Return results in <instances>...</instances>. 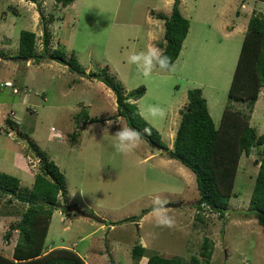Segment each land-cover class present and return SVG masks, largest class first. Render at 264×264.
I'll list each match as a JSON object with an SVG mask.
<instances>
[{
    "label": "rangeland",
    "instance_id": "1",
    "mask_svg": "<svg viewBox=\"0 0 264 264\" xmlns=\"http://www.w3.org/2000/svg\"><path fill=\"white\" fill-rule=\"evenodd\" d=\"M165 2L74 0L62 8L53 0H44L38 8L26 0H0V172L30 189L40 168L32 146L43 159L54 162L64 176L66 196L58 197L45 249H71L85 264H145L155 254L187 264L193 257L201 260L204 239L212 246L210 264H264L263 228L255 217L243 215L258 171V149L240 159L235 197L229 200L227 213L219 217L207 208L198 211L190 206L198 197L194 174L169 159L165 150L145 139L128 154L114 149L115 140L109 134L127 126L116 112L112 91L102 82L81 78L52 60L39 64L11 60L18 54L22 30L37 35L35 51L41 52L44 19L49 23L50 50L59 47L68 57L73 55L81 72L105 70L139 113L150 104L166 109L164 119L140 116L171 149L189 90H202L216 127L226 106L246 111L245 105L229 102L227 92L248 20L252 14L264 13V2L185 0L181 14L190 26L175 72L157 70L145 79L127 58L163 42V23L154 14H170L171 7L166 10ZM6 81L14 84L18 94L2 87ZM142 86L145 94L134 101L132 93ZM92 117L98 122L89 123ZM5 118L12 121L13 130L7 129ZM108 120L114 123L109 134H103ZM250 125L258 135L264 133V88ZM156 195L181 205L170 213L175 217L171 229L158 227L151 211L141 217L152 209ZM25 209L26 205L0 195V254L8 258L18 235L14 227ZM77 211L106 223L84 218ZM124 219L132 221L111 224ZM136 245L145 249L137 263L131 257Z\"/></svg>",
    "mask_w": 264,
    "mask_h": 264
},
{
    "label": "trees",
    "instance_id": "2",
    "mask_svg": "<svg viewBox=\"0 0 264 264\" xmlns=\"http://www.w3.org/2000/svg\"><path fill=\"white\" fill-rule=\"evenodd\" d=\"M36 3L38 8L44 0H26ZM62 8L72 4L74 0H53ZM264 2V0H260ZM40 10V9H39ZM154 13H152L153 15ZM161 20L164 27L163 42L159 47L166 51L175 63L182 50L188 30L189 20L180 11V0H173L169 15L154 14ZM52 21V17H51ZM50 22V21H49ZM48 22L43 19L42 50L35 51L36 35L31 31L22 30L18 39L17 56L25 57L39 64L42 60H52L70 66L76 71H83L74 56L68 57L59 47L50 50V33ZM70 69V70H71ZM72 71V70H71ZM89 79L102 82L112 91L118 116L125 120L126 126L140 132L147 127L151 135L144 139L153 147L165 149L169 159L176 160L189 169L195 177L198 197L190 202V206L198 211L207 208L209 211L223 217L228 211V203L233 193L238 164L241 157L249 156L253 148L258 149L259 165L254 179L251 196L243 215L246 218L255 217L264 231V133L258 135L250 125L254 105L264 88V13L252 14L244 32L243 41L237 57L232 80L227 92L229 102L245 105L246 111L226 106L221 120L216 127L209 114L207 101L201 89H191L187 92V103L179 111L181 119L177 128L171 149H167L161 141L159 132L142 119L134 103L128 102V97L105 70L99 73H88ZM145 94V88L139 87L132 93L134 101ZM89 123L98 120L90 118ZM8 128L13 130V123L5 118ZM74 136V134H73ZM40 159L39 172L35 175L32 187L21 188L20 181L14 176L0 172V195L9 196L26 205L20 221L14 227L18 231L17 240L11 258L0 254V264H85L84 260L71 249H45V239L48 234L52 215L58 209V197L66 196L64 176L53 161H47L34 146ZM148 211L144 212L141 217ZM132 221L124 219L111 223L118 225ZM10 233L6 235L8 239ZM141 245L132 249L131 257L137 263L144 253ZM212 246L204 239L200 259L193 257L187 264H210ZM146 264H186L179 258H165L152 255Z\"/></svg>",
    "mask_w": 264,
    "mask_h": 264
},
{
    "label": "clouds",
    "instance_id": "3",
    "mask_svg": "<svg viewBox=\"0 0 264 264\" xmlns=\"http://www.w3.org/2000/svg\"><path fill=\"white\" fill-rule=\"evenodd\" d=\"M127 60L129 64L136 66L137 71L145 79L150 78L157 70L161 72H175L176 70V65L172 58L166 54L164 49L157 46H149L145 50L133 52L128 56ZM139 114L144 118L164 119L167 111L159 104H150ZM113 123L112 120L106 121L103 134H109ZM92 127L94 126H90V129ZM109 135L115 140L114 149L120 154H128L138 148L143 142L145 135H151V129L146 127L143 132H140L131 127H119L115 133ZM170 203L162 195L154 196L149 215L155 219L158 227L171 229L175 226V217L170 214L172 211L171 207H169Z\"/></svg>",
    "mask_w": 264,
    "mask_h": 264
},
{
    "label": "water",
    "instance_id": "4",
    "mask_svg": "<svg viewBox=\"0 0 264 264\" xmlns=\"http://www.w3.org/2000/svg\"><path fill=\"white\" fill-rule=\"evenodd\" d=\"M12 61H28L27 58L25 57H20V56H16L15 58H11ZM66 67H68V69H71L70 66L68 65H65ZM73 72H75L78 76H80L81 78H87L88 77V74L85 73V72H80V71H76L74 69H71ZM159 150H165L161 147H157ZM181 205L180 204H169V207L171 208H178L180 207ZM82 217L84 218H88V219H91L99 224H105L106 221L105 220H102L101 218H98L96 217L95 215L91 214V213H84V212H81V211H77Z\"/></svg>",
    "mask_w": 264,
    "mask_h": 264
},
{
    "label": "crops",
    "instance_id": "5",
    "mask_svg": "<svg viewBox=\"0 0 264 264\" xmlns=\"http://www.w3.org/2000/svg\"><path fill=\"white\" fill-rule=\"evenodd\" d=\"M184 1L185 0H180V11H181V8L183 7V6H186V5H184ZM166 3V5H167V7H166V10H168L169 11V9H170V7L172 8V4H173V0H167V2H165ZM241 6L242 7H244V5L243 4H241ZM235 6H233V8H234ZM171 12V11H170ZM251 12V11H250ZM229 14H231V12L229 13ZM235 15H237V16H239L240 14L239 13H236ZM163 23V22H162ZM235 27H233V28H231L230 30H229V32L230 33H234V31H233V29H234ZM238 29H239V27L235 30V31H238ZM229 33V34H230ZM37 36V35H36ZM152 37V36H151ZM150 37V38H151ZM85 73H87V72H85ZM88 74V73H87ZM84 79H88V77L87 78H84ZM14 85V84H13ZM3 87V86H2ZM9 89V88H8ZM260 95V94H259ZM257 103V102H256ZM255 103V104H256ZM255 106V105H254ZM171 209H173V208H171ZM16 243V242H15ZM51 249H54L53 247H51V248H48L47 249V251H50ZM9 258H10V256H9ZM147 262V261H146ZM146 264V263H145Z\"/></svg>",
    "mask_w": 264,
    "mask_h": 264
},
{
    "label": "built area",
    "instance_id": "6",
    "mask_svg": "<svg viewBox=\"0 0 264 264\" xmlns=\"http://www.w3.org/2000/svg\"><path fill=\"white\" fill-rule=\"evenodd\" d=\"M4 88H11L13 94H18V90L16 88H13V84L10 81H6L3 83ZM10 116L13 117V113H10ZM14 120V118H13Z\"/></svg>",
    "mask_w": 264,
    "mask_h": 264
},
{
    "label": "flooded vegetation",
    "instance_id": "7",
    "mask_svg": "<svg viewBox=\"0 0 264 264\" xmlns=\"http://www.w3.org/2000/svg\"><path fill=\"white\" fill-rule=\"evenodd\" d=\"M158 149V148H157Z\"/></svg>",
    "mask_w": 264,
    "mask_h": 264
}]
</instances>
